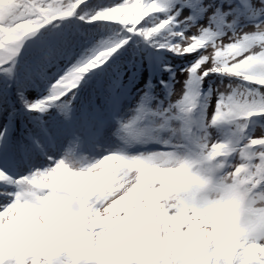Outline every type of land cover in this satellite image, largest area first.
<instances>
[{"label":"snow or ice","instance_id":"6c2138e0","mask_svg":"<svg viewBox=\"0 0 264 264\" xmlns=\"http://www.w3.org/2000/svg\"><path fill=\"white\" fill-rule=\"evenodd\" d=\"M15 2L22 10H27V15L23 16L20 22L33 20L37 26L14 39L11 46L0 50V71L8 75L12 73L15 58L24 42L53 21L77 16L81 21L90 24L101 22L119 25L127 33L126 38L103 43L93 51L85 53L83 59L69 68L65 75L52 85L47 98L33 103L25 101V107L29 111L46 112L53 103L65 100L89 73L102 67L120 48L124 47L131 36L152 41L162 31H167L169 37L178 42L154 43V47L166 48L173 54L181 56L199 54V59L188 69L186 91L172 106L178 113L176 120L181 121V115L192 114L200 106L199 86L204 78L212 74H222L239 79L246 85L255 86L230 87L225 92L219 93L210 125L235 124L238 139L235 143L228 144L229 148L234 149L230 157H238L240 161L238 164L247 166L248 172L252 174V181L261 180L260 186L264 187V136L248 138L243 146L238 143L241 139L239 133L246 130L245 122L253 117H264V91H262L264 90V16L255 24L254 30L247 32L235 31V20L227 24L232 36L225 39L224 32L214 31L209 27H202L191 35H186L183 30H173L179 28L182 22L178 20L180 15L178 11L175 14L171 13L178 4L187 6V0H116L115 3L91 16L80 15L88 6L87 0H70L69 7H64V0H15ZM57 3L59 7L56 6ZM261 5L260 12L264 14V0H261ZM245 6L249 7V5ZM228 15L229 13H222L217 8L211 19L219 27L225 24ZM192 20V17H188L183 23L187 24ZM72 98H75L74 95ZM63 107L67 110L68 104L65 103ZM148 115L149 112L142 105L137 110V115L131 121L121 124V128L127 130L136 139L141 137L154 139L150 130L136 128L138 121L144 120ZM167 124L168 120L165 118L161 127H167ZM183 132L184 128L181 126L175 137L177 142L174 144L165 142L172 148L171 151L165 152L174 153L182 147L179 138ZM48 160L47 167L36 169L31 174L19 178L11 177L6 171L0 170L9 177L7 181L0 180V184L11 188L0 192V197L3 198L0 199V253L4 257L3 264H264V251H261L264 249V236H257L247 242L238 240L227 248L210 245L206 240L199 239L178 254L169 248L163 239L158 243H142V237L148 235V229L139 227L135 223H129L123 231L111 226L95 228L86 246L73 245L67 230H61L58 235L49 234L47 224L40 223L35 218V213L33 222L21 226L17 231L15 210L34 201L19 190L16 182L21 181L23 177L36 182L50 179L59 160H53L51 156ZM238 164L231 165V170L234 171ZM35 191L37 194H43L40 189ZM189 191L195 198L197 195L195 189ZM122 194L116 192L107 200L100 202H96L95 199L90 202L82 200V203L85 208L94 204L92 213L99 209L103 218L106 215L104 209ZM69 199L75 198L69 197ZM177 207H182V204H178ZM188 214L192 215L191 210ZM81 219L82 216H72V227L78 228ZM254 227L261 228L260 225ZM249 245H253L251 253L248 252ZM21 248L34 250L37 255L21 259L18 251Z\"/></svg>","mask_w":264,"mask_h":264},{"label":"clouds","instance_id":"9594fccd","mask_svg":"<svg viewBox=\"0 0 264 264\" xmlns=\"http://www.w3.org/2000/svg\"><path fill=\"white\" fill-rule=\"evenodd\" d=\"M69 6L70 0H64V7ZM25 15L27 10H22L15 0H0V50L37 26L33 20L20 22ZM180 118L184 128L179 138L182 147L174 153L130 155L127 149L138 139L120 127L125 134L120 136L122 147L99 158L68 154L59 159L50 179L36 182L23 177L17 181L19 190L34 203L15 210V230L30 225L35 213L40 223L47 224L49 234L67 230L73 245L86 246L95 228L111 226L123 231L129 223H135L148 229L142 243L163 239L178 254L199 239L227 248L238 240L247 242L264 236L261 180L253 182L245 164H238L234 171L230 168L229 157L234 149L228 144L235 143L237 135L224 143H210L206 132L201 135L192 131L193 125L204 127L192 114ZM8 179L0 171V180ZM36 189L43 194H37ZM189 189H195V198ZM116 192L123 194L104 209L103 218L99 209L92 213L94 204L85 208L82 203L107 200ZM178 204L182 207L178 208ZM72 216H82L78 228L72 227ZM18 251L21 259L37 255L27 248ZM252 251L253 245H249L248 252ZM3 259L0 253V264Z\"/></svg>","mask_w":264,"mask_h":264},{"label":"rangeland","instance_id":"374dc122","mask_svg":"<svg viewBox=\"0 0 264 264\" xmlns=\"http://www.w3.org/2000/svg\"><path fill=\"white\" fill-rule=\"evenodd\" d=\"M234 1L235 2L230 0V2L227 1L226 3L223 4V9L227 10L226 13H229V15L226 17L225 20L227 22L230 21V23H232L235 20L236 21L235 31L237 32H247L249 30H254L255 24L259 22V19L262 18V16H264V14L260 12V8L262 7L261 0H234ZM218 2L219 0H203L202 4L207 6L203 10L196 9V5L200 3V1L194 4V6L192 7L194 12L191 14V17L194 19H197L196 22L198 23H196V26L194 27L198 28V31L200 30V28L206 27L205 25L202 24V22H199V21L201 19L206 20L211 15L210 8L212 7L213 4H216ZM239 5H242L240 10H238L237 8V6L239 7ZM245 5H249V7H246ZM186 7L187 6L179 7L178 12L180 13V15L178 16V18L184 19L186 17L187 15ZM175 10L176 9H173V12ZM233 12H237L238 16L235 17V13H234V16L232 17ZM254 13L256 14L255 16H254ZM173 30L178 31L179 29L176 28ZM222 32L225 33V37H224L225 39L232 36V31L229 30L228 28L224 29ZM175 42L177 41H173L172 43H175ZM178 57H180V59L183 61V63L179 66L173 65L172 59H174V56H171L170 52H165L164 54H162V57L159 58V63L157 66V71H156L157 75L160 76V78L162 77V74L169 76L172 82L175 83L176 85L173 86V90L171 93L172 97L170 99L166 100L163 97V95H161V93L158 91L150 102L151 107H152L151 114L155 113V115L150 114V121H151L152 127H154L155 129V130L152 129L150 134L151 136L156 137L155 141L153 142V144L156 146L153 150H150L148 152L171 151L172 150L171 147L166 145L165 141H168L172 144L177 142L175 137H176V134H178V120L168 119L167 127L162 128L161 125L164 123L165 118L174 117L177 115V111L172 106L176 103V101L179 98L183 96L184 92L186 91V83L188 80V69L191 68V66L195 64V62L199 59V54L192 55V56L179 55ZM141 60H145V57L143 56L142 59L140 58V63L134 66L133 71L132 72L130 71L128 73L129 75L126 76V73H121L115 78V83L118 82V84L120 85V89H119L120 93H125L126 97L128 98L134 95L136 92L135 96L137 97V99H134L132 102L133 106L130 104H126L127 110H128L127 111L128 116L126 117L123 116V120H128L136 116L134 115V113L137 112L138 110V101H140L142 97H144L142 96L141 90L139 88H136V89L132 88L133 86L132 80L140 81L144 77V73L141 70L144 67V63L143 62L141 63ZM60 66H63V65H55L54 69L56 70V68ZM211 81L215 82L216 85L212 83L210 86V93H209V97L207 98V102H206L207 106L205 107V114L203 118L204 128H206L205 132L208 134L210 143L221 140L223 136L233 137V131H235V127L233 124L225 123V124H222L221 126H218V125L210 126V120H211V116L214 114V109L216 107L218 94L221 92H225L230 87L235 88L234 84L227 85V81L224 80V78L219 76L218 74H212L204 78L203 80V82L207 84H209ZM47 84H48V81H47ZM201 86H202V83L199 86V88H202ZM50 88L51 86L48 84V89ZM45 92L46 90H43L40 94H38V92L37 94L35 93L33 96L34 98L33 101L37 102V101L43 100L44 98H42L41 95L44 94ZM46 94L48 95L49 91ZM30 113L36 114V117L41 126L43 127L47 126V123L45 122L46 120L45 112H31L30 111ZM256 118L253 117L250 119V124H253V130L251 133L252 137H254L255 135H259L261 132H263L261 128H259V126L260 125L264 126V117H256ZM34 120L35 118H32L31 123H36ZM13 122L17 123V118L13 119L11 121V124ZM17 126H18V123H17ZM174 130H176V132H174ZM21 131L28 132L29 127L21 123ZM205 132H203V134ZM248 135H250V133H248ZM142 138L148 139L147 137H141L138 140L141 141ZM89 139L88 141L82 140V143H83L82 147L84 151H80L79 155H85V156H88L89 158H99L123 146L122 143H119L121 141L120 134H118V131H114V130H111L110 134L107 135L106 138L101 139L99 147H95L93 144H91V138ZM148 140L152 141L153 139H148ZM14 141L17 143L20 142L19 135L16 136ZM145 145H149V144L145 143ZM56 153H57V156L56 158H54L55 160H59L65 157L68 154V146H62L61 148L57 149ZM7 155L11 156L8 159V164H11L14 156L12 153L7 154ZM46 155L47 154L44 153V156ZM2 156H4V152L0 150V160L2 159ZM45 163L46 162L44 161L38 164L43 165ZM34 166L35 165H30L26 163L25 161H23L22 163H19L18 161L16 162V168L19 169V171L17 172H20V173L23 171H26L29 168H34ZM0 170L6 171V169H4L2 166H0ZM0 199H3V198L0 197Z\"/></svg>","mask_w":264,"mask_h":264},{"label":"trees","instance_id":"16d2710c","mask_svg":"<svg viewBox=\"0 0 264 264\" xmlns=\"http://www.w3.org/2000/svg\"><path fill=\"white\" fill-rule=\"evenodd\" d=\"M152 42H157V39H154Z\"/></svg>","mask_w":264,"mask_h":264}]
</instances>
